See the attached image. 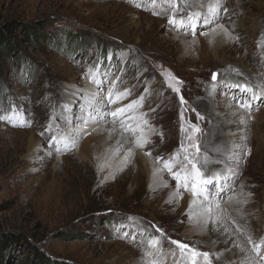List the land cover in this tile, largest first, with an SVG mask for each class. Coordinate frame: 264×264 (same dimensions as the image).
<instances>
[{
    "label": "rangeland",
    "instance_id": "obj_1",
    "mask_svg": "<svg viewBox=\"0 0 264 264\" xmlns=\"http://www.w3.org/2000/svg\"><path fill=\"white\" fill-rule=\"evenodd\" d=\"M223 6L228 11L220 13L219 23L239 39L231 40L230 48L217 55L208 47L207 36L200 35L204 30L199 21L195 35L171 26L172 10L160 3L153 6L150 0H0V25L42 21L47 35L45 40L24 42L20 54L0 66V115L17 109L12 123L0 120V238L17 240L15 251L8 246L11 254L4 264H32L33 249L59 264H150L154 253L147 241L160 235L152 225L165 233L161 238L165 250L175 247L168 244L171 238L218 253L213 264H229L221 250L196 233L189 234L188 208H175L174 198L167 199L160 191L148 194L138 163L137 152L156 163L157 156L168 159L178 150L182 111L185 122L196 123V113L203 117L199 121L201 162L207 174L219 172L227 177L220 181L222 192L214 182L206 186L208 193L218 192L224 207L226 200H238L241 205L236 207L238 216L220 212L219 226L210 224L207 231L220 234L223 242L240 243L242 253L254 255L246 237L255 242L264 238V97L253 100L251 93L229 85L248 83L256 92L264 85V0H225ZM180 7L183 11L176 13L177 19L193 10L183 3ZM175 32L192 45L179 44ZM165 70L182 82L177 85L179 95L167 86V73L161 75ZM214 72L218 74L215 90ZM93 73L103 81L99 87L89 80ZM87 85L95 88L93 104L97 107L110 87L130 90L131 95L118 104L102 106L108 112L144 95L143 108L138 111L147 113L154 129L151 142L137 147L132 134L124 133L110 115L84 126L77 118L93 111L86 109L90 97H84L81 90ZM71 86L78 92L68 101ZM180 95L186 102L183 107ZM240 103L252 106L241 108ZM238 111L246 115L249 127L244 137L238 134L237 141L243 143L239 154L226 161L221 158L226 145L218 115ZM96 126L115 129L110 138L119 140L120 152L128 156L124 165L114 170L94 169L93 153L82 148L85 142L93 147L91 132ZM73 127L84 133L75 147L57 152L55 145L50 146L53 135L68 133ZM211 128L221 138L219 151L213 153L210 143L206 144ZM29 134L38 142L34 149L29 146ZM205 155L226 162L203 165ZM164 177L174 190L176 181L167 172ZM181 193L191 194L183 189ZM237 225L243 234L236 232ZM166 264H172L171 257Z\"/></svg>",
    "mask_w": 264,
    "mask_h": 264
},
{
    "label": "snow or ice",
    "instance_id": "obj_2",
    "mask_svg": "<svg viewBox=\"0 0 264 264\" xmlns=\"http://www.w3.org/2000/svg\"><path fill=\"white\" fill-rule=\"evenodd\" d=\"M150 2L153 6L160 3L162 6L166 5L172 10V15L168 18V23L171 26L184 28L195 35L196 24L199 21L201 24L208 27V30L201 31L200 35L208 36L209 32H211L213 36H223L226 41L239 39V37L234 36L224 24L219 23L220 13L228 11V9L223 6L224 0H208L206 11H202V9L205 8L203 0H150ZM181 3L192 8L193 11L189 12L186 17H180L177 19L176 13L183 11L180 7ZM153 14L155 15L158 13L154 12ZM213 25L214 27H212ZM217 29H219V31H217ZM165 73H167V75H165ZM161 75H165L167 86L179 95L180 88L177 87V85L182 82L170 72H167V70L162 72ZM217 76V73H212L211 79L214 90L217 84ZM89 80L93 84H96L97 87L103 83V81L98 80L96 73L90 75ZM229 86L236 88L241 92L251 93L253 100L264 97V85L261 86L259 92L254 91L252 85L248 83H232ZM145 91L147 92V89ZM130 95L131 92L128 89L119 91L115 86L110 87L107 90V96L101 97L99 100V105L101 107H97L91 102L94 101L96 97V93H93L89 103V107L92 108L93 111L86 113L84 116L77 119L84 126H88L90 120L99 123L105 116L110 115L113 118V123L119 121L121 130L124 133H131L134 137L133 142L135 145L143 148L145 144L151 142L150 135L154 131V129L150 127L149 121L146 119L147 113L138 111V109L143 108L145 100L144 95L131 100V102L123 106L116 107L115 110L110 112L106 109L102 110V106L118 104ZM180 102L182 107L186 103L182 95H180ZM251 106V103H240L241 108H250ZM64 107L66 111L69 110L66 105ZM81 111L84 112V109H81ZM192 111H195V109H192ZM16 116L17 109L13 107L10 113L0 115V120H7L12 123ZM180 119L182 138L179 148L177 151L173 152L168 159H164L160 156L156 157V163L161 165V167L154 169L153 176L154 178H159L164 172H167L172 179L176 181V191L173 194V198L176 199L177 202L182 199L181 189L186 192H191L193 199L189 202L187 216L191 223L195 224L200 231H203L208 228L210 224L219 226L222 220V217L217 210L220 209L223 198L221 197L220 199H217V196L219 195L218 192L210 195L206 186L215 182L219 191L222 192L224 189L220 181L227 179V177L219 172H214L209 175L207 174L206 169L202 166L200 138L203 135V132L199 126V121L203 120V117L199 113H196V123H193L191 119L185 122L184 112L182 111ZM240 122L243 123V118H241ZM68 123L71 124L72 121H68ZM13 126L15 127L17 125L13 123ZM19 126L26 125L21 124ZM110 131H115V129ZM83 134L81 128L73 127L70 128L68 133H61L59 136L53 135L52 140L49 143L50 146L55 145L56 151L60 152L64 148L75 147L77 138ZM131 151L132 149H128L129 153H131ZM217 151H219V149H217ZM145 154L151 156V152H146ZM225 162L226 161L219 160L212 161L211 158L206 155L203 157V165L208 163ZM169 202H171V200ZM231 223L235 225L236 221L232 220ZM152 227L155 228L156 232L160 235H152L147 241V248L154 253V258L150 261V264H166L168 257H171L172 264H213L214 256L216 259H219L218 253L202 251L198 247L189 243L171 238H168V244L175 247H170L165 250L164 241L161 239L165 236V233L155 225H152ZM224 231L231 235L228 228H225ZM236 232L243 234V230L238 225L236 227ZM246 239L247 243L251 245V252L254 253V255H245L242 264H264V255L261 254L262 250H264V238H261L259 242H255L251 236L246 237ZM236 246L238 245L234 244V247ZM241 251L243 252L244 250L241 249ZM257 257H259L258 261Z\"/></svg>",
    "mask_w": 264,
    "mask_h": 264
},
{
    "label": "bare ground",
    "instance_id": "obj_3",
    "mask_svg": "<svg viewBox=\"0 0 264 264\" xmlns=\"http://www.w3.org/2000/svg\"><path fill=\"white\" fill-rule=\"evenodd\" d=\"M225 1V0H224ZM233 1V0H232ZM205 2V0H203ZM227 2V1H226ZM207 4V3H206ZM206 6V5H205ZM235 7V6H234ZM241 8V7H240ZM193 11V10H192ZM203 11V9H202ZM234 23V22H233ZM236 24L241 25L240 21H235ZM235 24V25H236ZM257 26V25H256ZM214 27V26H212ZM200 28L202 30H208L207 26H204L201 24ZM219 31V29H217ZM173 36L175 38H178L179 44H183L184 46H187L188 43H191V40L186 39L184 36H180L179 33L175 32L173 33ZM231 40L226 41L223 36H213L211 32H209V35L207 36V44L208 47L210 48L212 53L219 54L222 50L229 49L231 46ZM192 45V43H191ZM221 62H226L224 59L221 60ZM246 67V66H245ZM248 70L254 75V77L257 76V73L253 70L252 66L249 65ZM258 82H261L259 78H257ZM262 85H260L261 87ZM69 96L66 95L67 100H71L73 98V94L78 92V89L76 87H69ZM80 90V89H79ZM83 96H89V100L86 103V109L89 108V103L92 97L93 93L95 92V88L93 86L90 87V85H87L83 89ZM82 96V98H83ZM86 99V98H85ZM96 100V98H95ZM94 100V101H95ZM93 103V101H91ZM203 102V101H202ZM205 102V101H204ZM84 103V104H85ZM203 104V103H202ZM214 104V102H213ZM215 105V104H214ZM99 107V105H98ZM209 107V106H208ZM218 110V109H217ZM234 113V112H233ZM232 112H225L222 115V112H219V130L222 129L223 136L225 138L224 144V154L221 156V158H225L226 161L229 158H233L236 155L239 154V150L242 148L243 143H240L237 141V137L241 136L244 137L247 134L248 130V122H246L245 116L243 112L238 111L235 113V115ZM218 114V113H217ZM241 118H243V123H241ZM94 126V125H92ZM241 128H240V127ZM93 128V127H92ZM91 129V128H90ZM215 130L214 128L210 129V139L209 141L206 142L207 145L210 143V148L213 153V151H217L219 149V145L221 143V138L218 137L219 135L217 134V137H215ZM239 134V136H238ZM29 146L34 149L37 145V140H35L34 136L32 134H29ZM92 136V141L94 143L93 147L90 148L88 145V142H85L84 146L82 149L84 151H89L93 153V157L95 158V163H94V169L99 170L102 168H110L111 170H114L116 168H119L120 166L125 164L126 159L128 156H124V154L121 151V143L119 140H112L111 137V131L110 128L107 126H96L93 131L91 132ZM112 140V141H111ZM221 146V145H220ZM211 151H209L211 153ZM138 158V163L140 164L142 168V174L145 176L147 183L148 184V190H149V195L152 196V194H155L160 191L161 194L167 199L173 197V194L176 191V188L174 190L171 189L170 185L166 181L164 177V173L161 177L159 178H154L153 176V171L154 169L158 168L159 165H157L153 160H151L149 157H146L144 154L141 152H137L136 154ZM216 160H220L215 157ZM211 168H214L215 165L210 164ZM134 166V165H133ZM226 166V164H224ZM219 167H223V165L220 164ZM143 176V177H144ZM137 174L134 173L132 179L136 180ZM165 185L166 189L161 190L162 187ZM147 194V195H148ZM182 194V199H180L178 202L176 199H174V207L177 209H187L189 202L193 199L192 195L189 193H181ZM154 195V196H155ZM238 201V200H237ZM237 201L231 202L230 200H226L225 207L221 205L220 209L217 211L225 214H233V216H238L239 212L237 211L236 207L240 206L237 204ZM241 201V200H240ZM247 206V205H246ZM228 217V216H227ZM224 218V217H223ZM188 226V231L189 234L191 233H196L200 237H203L206 239L209 245H211L213 248L221 250L220 252L224 255L226 259H228V263L230 264H242V261L244 260L245 255L249 256L248 254L242 253L241 249L242 246L240 243L238 246L234 248V240H227V242H223L224 240L221 239L220 234L215 233L214 235H211L208 233L207 230H209L210 227L204 229L203 231H200L197 226L193 223H190ZM226 237H230L229 233L226 232ZM232 239V238H231ZM240 253H242V257H240Z\"/></svg>",
    "mask_w": 264,
    "mask_h": 264
},
{
    "label": "trees",
    "instance_id": "obj_4",
    "mask_svg": "<svg viewBox=\"0 0 264 264\" xmlns=\"http://www.w3.org/2000/svg\"><path fill=\"white\" fill-rule=\"evenodd\" d=\"M44 25L42 21L30 24H19L16 21H5L0 25V66L3 61H9L13 55L20 54L24 42H32L35 39H46V33L43 31ZM18 31V33H17ZM19 34L23 37L19 38ZM17 240L11 236H3L0 238V264H4L11 252L9 247L16 246ZM15 251V250H14ZM32 264H59L52 262L43 251L33 249Z\"/></svg>",
    "mask_w": 264,
    "mask_h": 264
}]
</instances>
